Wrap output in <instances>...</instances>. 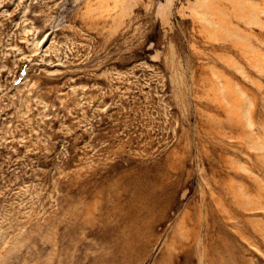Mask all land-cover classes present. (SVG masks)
Here are the masks:
<instances>
[{
    "label": "rangeland",
    "instance_id": "obj_1",
    "mask_svg": "<svg viewBox=\"0 0 264 264\" xmlns=\"http://www.w3.org/2000/svg\"><path fill=\"white\" fill-rule=\"evenodd\" d=\"M0 264H264V0H0Z\"/></svg>",
    "mask_w": 264,
    "mask_h": 264
}]
</instances>
